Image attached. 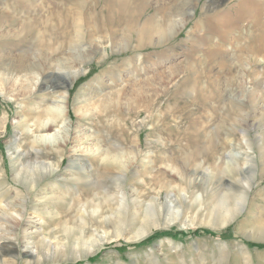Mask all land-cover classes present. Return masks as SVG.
Returning a JSON list of instances; mask_svg holds the SVG:
<instances>
[{
    "label": "rangeland",
    "instance_id": "374dc122",
    "mask_svg": "<svg viewBox=\"0 0 264 264\" xmlns=\"http://www.w3.org/2000/svg\"><path fill=\"white\" fill-rule=\"evenodd\" d=\"M121 1L0 0V80L15 83L8 93L0 88V174L7 179L0 217L8 228L0 227V264H264V50L247 52L258 34L254 23L264 18L263 0L217 6L190 0L194 12L178 33L138 49L140 36H150L144 26L156 7L169 12L179 1L149 0L129 44L131 27L110 34L96 28L121 14ZM79 32L81 56L72 48ZM22 57L45 69L10 74ZM62 63L82 71L63 103ZM27 84L32 91L9 97ZM228 96L237 103L223 101ZM55 103L63 104L59 126L36 129L38 116L44 119ZM68 137L61 166L62 156L52 154L50 170L70 177L72 156L96 168L117 153L129 166L124 185L101 188L94 201L86 195L81 203L74 177L67 189L55 183L64 180L57 175L45 179L27 207H6L4 189L27 190L15 180L10 141L19 152L35 142L46 152ZM249 164L255 176L246 207L224 224L221 193L250 172ZM79 187L92 189L87 181Z\"/></svg>",
    "mask_w": 264,
    "mask_h": 264
},
{
    "label": "bare ground",
    "instance_id": "6f19581e",
    "mask_svg": "<svg viewBox=\"0 0 264 264\" xmlns=\"http://www.w3.org/2000/svg\"><path fill=\"white\" fill-rule=\"evenodd\" d=\"M178 1H179L178 5L174 6L173 9H171V7L173 6L172 5L170 7L171 10H169V12H165V10H164L165 8L163 6L162 7L161 6L156 7V10L153 13V15L151 17H149L145 23V26L147 28L144 26V28L147 29L148 32L150 33V36L148 38H143L141 35L139 40H138V44L136 43L137 46L134 45L135 47H137V49L141 48L142 46H145V45H154L155 46V45L162 44L164 41H167L171 37H173L175 33H178V31L180 29H182L187 24L188 19L191 17V15L194 12L193 9H191L188 5L190 0H178ZM223 1L224 0H214L213 3L215 4V6H217V5L221 4ZM263 1H262V3H264ZM149 3H150L149 0H122L121 4H120L121 14L119 16L116 15L117 17H111L110 15L104 17L103 20L98 23V26H96V28L98 27L99 30L107 29L110 31V32L108 31L110 34L111 32L115 33L116 28L117 27L120 28L121 25H125L126 28H128V29L131 27L132 30H130L126 36L127 37L126 38L127 43L129 44L130 40L134 36V31L135 30L138 31L137 27H138L139 22L137 23V20L140 19L141 15L144 14L147 9H149V6L151 7V5H149ZM263 10H264V5H263ZM263 10H262V14L264 13ZM159 15H161V16H159ZM257 16H258V14H257ZM256 18L257 17H255V19ZM241 19H243V18H241ZM128 22L129 23L131 22L132 24L128 25L129 24ZM181 22H182V25H181ZM248 23H249V21H248ZM254 24H255L254 28H256L258 34H253V36H251L252 45L248 46L247 52L249 54L253 53V55L257 56L259 50H264V18L261 19L260 21H257V19H256V22ZM252 25H253V23H252ZM178 26H182V27H178ZM154 35H157V40H155V38L153 37ZM240 37L245 38L241 35H240ZM76 39H77V41L74 44L75 46L72 44L73 45L72 48L75 49L76 51H79V56H81L82 50L80 49L79 44H81V42L83 40V36L80 32L77 34ZM72 42H74V41H72ZM63 44H64V41L59 42L57 44L58 46L56 48H54L53 51L62 48ZM23 58L24 57H22L19 65L18 66L16 65V67L14 69H12V73L9 72L10 74L13 75V73L14 72L16 73V71L17 72L25 71L26 75H31V74L36 73L35 72L36 68L40 69V70L45 69L43 66V63L42 64L39 62L31 63L26 58L25 59H23ZM78 61L79 60H77L76 62H78ZM242 61H245V60H242ZM74 67H76V66H74ZM80 71H81V66L78 69L77 68L72 69V67L67 69V66H65L62 63V65L59 67V74H57V75L60 76V82L58 81L57 85H59V87L65 88V92H66V94L63 96V98L61 100H59V102L63 103V102L69 101V99H70L69 98L70 96L68 94L69 93V86L71 84H75L77 82L78 78L80 77L79 76ZM54 72H57V71L54 70ZM81 73H82V71H81ZM41 74L42 73H40V75H38V76H42ZM50 74H52V73H50ZM43 78L44 77H42V79ZM39 84H40L39 81L33 82V86H35L36 90H37ZM10 85L11 86L13 85V87H15L14 86L15 83L9 84L8 82H6L4 80V81H1V83H0L1 87L0 88H1V90L4 89L6 91V93H8V92H10V91H8V89L11 87ZM215 86H217V85H215ZM20 88H21V86H20ZM11 90H14V88ZM20 90L21 89H19L17 93H14V94L12 93L11 95H13V96H9V97H11V99H14L16 101L18 95H20V94L25 95L27 93L25 91H28V90L32 91V85H30V84L24 85V86H22V90L21 91ZM216 93L218 95L220 94V93H218V91ZM213 94H214V92L212 93L210 91L209 95L212 96ZM77 95H79V94H77ZM77 95L75 94V97L73 100V105L77 104L76 102L79 99V96H77ZM216 98H217V96H216ZM223 101H227V103L232 104V105H235L237 103L234 100V98L232 99L230 96L224 97ZM237 101L239 102V100H237ZM29 102H31V101H29ZM58 103L53 104L45 112V118H47L46 121H45V118L43 119V117H41V115H43V114H40L38 116L37 121L35 122L36 129H38L40 131H48V130H52L56 126H59L60 122L64 119V114L62 112V109H60V108H62L63 104L59 105ZM240 104L242 105V104H244V102H240L237 105L241 106ZM27 110L30 111V114H34V111H31L30 109H27ZM38 113H40V112H38ZM217 132H218V130H216L215 134ZM53 136H55V135L53 134ZM214 136H216V135H214ZM217 137H216V139H217ZM70 138L68 137L67 139H65L66 140L65 143H62V141H59V143L57 144V148H59V149L55 150L54 148L51 147V151L48 150L46 152H41L39 150L40 146L36 142L32 144L33 150L27 149L26 147L28 144L25 143L24 145H22V151L19 152V150L17 149V146H15V142L12 140L10 141L9 146L10 147L13 146L16 149L13 152V153H15V155L12 156V162H13V164L18 163L17 165L14 166L15 171H16L15 180L19 181L21 183L23 182L24 184H26L25 186H26L27 190L19 188L18 186L14 187L15 190L13 192H11L9 189L8 190L4 189L3 193L7 199V202L4 204L6 207L16 206V205H23L24 207H27V203H28L29 199L32 197V194L35 196L38 194L37 192L40 190L41 185L45 181V179L48 177H52L54 179L55 176H57V175L63 176L64 180L60 181L59 179H56L55 183H57V184L66 183V185L68 186V187L66 186L67 189L71 187V186L69 187V184H71V179H72V177H74V179L77 181V185H78L77 187L80 190L79 191L80 192L79 193V195H80L79 201L81 203H83L82 198H84L86 195L88 197L86 201L90 202L91 199H92V201H94L96 199V194H98L97 190L100 189V192H101V188L102 189L104 188L105 192H109V191L113 190L111 188L115 187L116 185L121 186L124 183V182L121 183L120 181L122 180V178L124 176L127 175V171H128L129 166H126V164L124 163V162H126V160L123 161V158L121 159L119 157V155H117V153L112 154L111 152H109V153L107 152L109 155L107 154L108 156H107L106 160L104 161V163H102V165L96 166V168L93 164L94 163L93 161L91 162L90 165H87L85 162L83 163V160L80 159L79 157L74 158L72 156L70 159V169H71L70 177L65 176V174L64 175L61 174L59 169L53 168L50 170V166H49L47 160L50 158V156L52 154L54 156L55 155H61L62 159L60 161H58V166L60 167L61 163L64 159L63 156L65 155V152H64L65 147L68 144ZM216 139H213V138L211 139L212 140L211 144H213L212 148L214 150V153H215V149L217 148V145H215ZM94 159H96V157L93 158V160ZM248 163H251V162L249 161ZM248 166L249 167L251 166L247 170L248 172L249 171L250 172L247 175H244L242 177L241 176H239L238 178L236 177L237 179H234L235 183L228 184L225 187L224 191L221 193L222 197L220 199V201H221L220 209L222 211L223 216H221V217L223 218L222 220H223L224 224H228V223L232 222L233 220H235L242 213L244 208L246 207V202L248 201V195L250 193L249 189L252 188V185H253L252 179L255 176V170H254V168H252V165L249 164ZM89 167H92V168H89ZM238 169L240 171H243L244 167L241 166ZM221 173L224 175L225 171H222ZM86 181L91 183V185H92V189H90L89 191H86L85 189H82L81 187H79L81 184H83ZM5 183H7L6 177L4 175L0 174V190L3 188ZM51 191H54V189H52ZM73 192H75V191H73ZM88 194H90V196H88ZM91 195H92V197H91ZM231 199L234 200V203H231L232 202ZM44 201L45 202H43V203H47L48 198L47 197L44 198ZM97 207H98V205H97ZM96 208H94L95 211L97 210ZM216 211H217V209H216ZM5 222H6V219H4V217H0V227L1 228L5 225ZM4 228L8 229L5 226H4ZM11 229L13 230V228H11ZM145 234H142V235L144 236ZM1 237L2 236H0V240H1ZM3 248L4 247L0 244V252H4ZM1 261L4 264H7L6 259L1 260ZM11 261H12V264H15V261H13V259Z\"/></svg>",
    "mask_w": 264,
    "mask_h": 264
}]
</instances>
